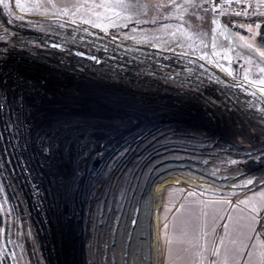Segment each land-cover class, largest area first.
Listing matches in <instances>:
<instances>
[{
    "label": "rangeland",
    "instance_id": "374dc122",
    "mask_svg": "<svg viewBox=\"0 0 264 264\" xmlns=\"http://www.w3.org/2000/svg\"><path fill=\"white\" fill-rule=\"evenodd\" d=\"M203 3L0 0V197L8 198L17 209L13 208L17 215L11 217L10 226V234L15 230L17 235L8 238V247L0 253L8 264H93L86 242L91 234L85 218L89 182L101 173L109 155L153 124L181 127L183 137L189 139L191 135L196 139L206 136L212 150H208L209 156L194 158L203 161L195 164H206L205 171L212 169L208 172L221 180L207 177L210 180L205 181L172 172L163 175L147 197L144 218L140 212L134 231L128 229L126 234L129 239L135 230L143 232L140 259L135 260L128 245L124 263L264 264V173L260 164L264 148L253 149L264 136L257 133V124H245L231 108L218 114L200 103L195 81L141 89L140 78L131 73L111 75L103 70L96 74L110 81L92 82L81 73L61 70L60 61L19 51L21 44L37 50L46 46L59 53L74 52L71 54L82 60L101 58L96 61L101 64L111 56L99 55V45L89 47L91 39L129 41L131 46L126 49L137 53L183 55L190 63L184 68L188 78L214 90L217 85H238L239 94L234 86L228 88L243 100L239 106L246 109L247 100L263 111L258 101L264 100V44L258 41L259 29L254 27L252 38L233 34L231 39L220 20L225 8L193 14V5ZM205 73L209 80L202 79ZM88 75L95 74L92 70ZM53 97H60L61 102L55 104ZM68 101L76 103L71 108ZM73 117L93 122V139L99 146L81 179L77 174L66 179L71 156L67 155L68 140L75 142V138L65 134L74 126L69 121ZM129 207L130 215L135 216L136 200L131 199Z\"/></svg>",
    "mask_w": 264,
    "mask_h": 264
},
{
    "label": "bare ground",
    "instance_id": "6f19581e",
    "mask_svg": "<svg viewBox=\"0 0 264 264\" xmlns=\"http://www.w3.org/2000/svg\"><path fill=\"white\" fill-rule=\"evenodd\" d=\"M57 30L59 29L57 28ZM63 31H66L65 33L73 34L71 29H64ZM16 34H14L15 37L13 38L15 40L18 39V35ZM74 35L79 36L80 34L75 33ZM44 39L47 38L44 37ZM62 40L64 39L59 38L60 42H62ZM91 40L93 42L90 41L89 47L99 45L101 47V50L98 53L99 55L111 56H106V63H101L107 64V66L102 67L101 64H96V61L101 58L94 59V61L91 57V60L88 59L90 61L89 62L88 60L78 58L76 56L77 54H71L74 52L59 53L58 51H53L51 50L52 48L50 49L46 46H41L40 48L42 49H38L40 51L39 52L34 46H24L21 44L22 50L19 49V51L25 53H22L21 55H26L28 53L31 54L34 52V55L38 54V57L40 58L44 57L43 59H45L48 56V58L54 61H60L62 65L60 66L62 67L61 70H65L70 73H81L84 75V78L92 82L110 81L109 78L106 79L96 74V72L101 73L103 70L107 74L111 75L118 74L119 72L122 73L123 71L131 73L132 76L140 78L139 80L142 82L141 84H143L142 87L133 86L136 88L141 87V89H147L146 86L152 84H156L159 89L166 84L168 86H174L169 84L171 81L177 82L180 80L183 83H191L195 81L193 83L198 86H195V89L198 90L196 96L200 103H205V105L207 104L209 109L214 110L218 114L225 113L224 109L226 108L235 110L240 117H243L245 124H257V133L260 136H264V122L261 123L256 121L258 119L259 121H264V109L263 111L256 110L252 107V104L248 103L247 100L244 101L246 102V109L239 106V102L241 103L243 100L240 101V96L234 94L232 90L228 88L230 86L233 88L234 85H228V87L224 88V86L216 84L217 87L214 90L213 88L207 86V83L188 78L189 76L184 73V68L190 65V63L188 62V59H184L182 57L183 55L163 53L161 51V53H154L153 51H151L152 53H137L126 49V47L131 46L129 41L118 42L113 40L112 42H107L104 40L102 43L95 38ZM64 42L66 41H63L61 44ZM75 43H69L68 45L71 46ZM118 45H123L125 48H120ZM161 54L168 55V57L163 58ZM92 70L95 75H88V73ZM104 71L102 73H104ZM172 71L179 74L175 75L169 73ZM168 73L172 78L168 77ZM202 79L209 80L206 73L202 76ZM177 87L179 86L177 85ZM239 88L240 87L238 85L234 86V89L238 91V94L241 93ZM202 97H204V99ZM212 98L217 100L212 101ZM60 99V97H53L52 102L59 104V102H61ZM258 101L262 103L264 108V100ZM69 102L71 104H69ZM75 103L76 102L72 101L67 102L71 108V105H75ZM84 109H82V111H78L77 113L79 114L83 112ZM246 110L248 112H246ZM72 120L75 122H72ZM69 121L74 124V126H70L71 129H68V134L65 135H68L67 137H69V139L75 138V142L68 140L70 148L67 155L71 156L67 163V165H69L67 167L69 170L66 172V179L74 174H77V177L79 176L81 179L84 178L85 173L89 169L88 167L91 166V156L93 153H97L99 146L93 139V136H96L94 126L92 124L93 122H90L83 117H73ZM79 121L81 122L80 124H78ZM83 122H86L85 125H81ZM93 130L94 132H92ZM180 131H182L181 127L175 125L170 126L168 124H153L152 126H146L129 144H125L120 147L117 152H113L112 155H109L108 159H106L102 166V170L100 171L101 173H99L93 183L89 182V189L85 197V218L91 228V234L86 240L90 251L93 253V255H91L90 252L91 256H89L91 263L125 264L124 261L128 255V245L130 247L132 246L135 256L142 251L145 245L142 236L143 232L135 230L129 239L126 234L128 229H130V232H132V230L134 231V226H137L139 222L138 216L139 214L141 215L140 212H143L142 216L144 218V209L145 207H149V203H146L147 197L150 192L152 193L154 187L159 184L158 182L161 178H163V175L172 172L177 175L192 178H203L205 181L210 180L207 177L221 180L219 177H214L212 173L208 172L212 169L205 171L204 166L206 164H195L196 162L203 163V161H198L194 158L204 156L205 154L209 156L208 150L212 149L209 148L206 143L210 140H207L206 136H201L196 139L192 135V138L190 137L189 139L188 136L183 137L184 135ZM75 132H77V134H75ZM259 144L261 145L253 147V149L257 150L264 148V140H262ZM121 153H123V155H121ZM54 163L56 164V159ZM187 163H190V166L187 165ZM260 164L263 166V174L264 162H261ZM73 167H76L75 170H72ZM199 167H202L204 170L199 169ZM78 170L79 172H77ZM200 172L205 174L206 177ZM221 172L224 173V171ZM226 181L227 180L223 179V182ZM227 182H229V180ZM131 199L136 200L135 216H131L129 212L131 209L129 207ZM129 217L130 220L128 222ZM143 218H141V220ZM142 226H144L143 220L141 227ZM74 252L75 249H73V252H70L69 255L72 256ZM122 254L125 255L122 256ZM139 259L140 258L138 256L135 258L136 261ZM72 264H74V262H72Z\"/></svg>",
    "mask_w": 264,
    "mask_h": 264
},
{
    "label": "built area",
    "instance_id": "2783aa9c",
    "mask_svg": "<svg viewBox=\"0 0 264 264\" xmlns=\"http://www.w3.org/2000/svg\"><path fill=\"white\" fill-rule=\"evenodd\" d=\"M203 6L219 10L225 8L220 20L225 29H229L238 36L252 38L255 36L254 27L258 26V41L264 44V10L260 8L264 7V3L260 0H208L207 4L203 3ZM249 27L251 31H248ZM17 201L21 211L24 212V205L20 199ZM13 208L16 209V206L8 198L0 197V253L1 251L4 253L8 247V238L17 235L15 230L11 231L13 235L10 234L11 217L17 215ZM5 260V256L1 254L0 262L8 264ZM10 264L13 263L10 261Z\"/></svg>",
    "mask_w": 264,
    "mask_h": 264
},
{
    "label": "snow or ice",
    "instance_id": "6c2138e0",
    "mask_svg": "<svg viewBox=\"0 0 264 264\" xmlns=\"http://www.w3.org/2000/svg\"><path fill=\"white\" fill-rule=\"evenodd\" d=\"M172 2H173V4L175 3V0H172ZM207 2H208V0H204V3L205 4H207ZM260 2L261 3H264V0H260ZM205 10H207V12H209V8L208 7H204L203 5H201V6H199V7H197L195 4L193 5V14L195 15V14H197L198 12H204L205 13ZM212 11H216V9L215 8H212L211 9ZM239 14V13H238ZM212 23H216V21L215 20H212ZM257 28H258V26H257ZM248 31H251V27H249V29H248ZM259 33H257V35H258ZM262 54H264V53H262ZM45 151H47V150H45ZM121 155H123V153H121ZM262 158H264V157H262Z\"/></svg>",
    "mask_w": 264,
    "mask_h": 264
},
{
    "label": "water",
    "instance_id": "95a60500",
    "mask_svg": "<svg viewBox=\"0 0 264 264\" xmlns=\"http://www.w3.org/2000/svg\"><path fill=\"white\" fill-rule=\"evenodd\" d=\"M226 30H227V32L229 33L230 38H231V39H234L233 32L230 31L229 29H226ZM235 39L240 40L239 37H236Z\"/></svg>",
    "mask_w": 264,
    "mask_h": 264
},
{
    "label": "flooded vegetation",
    "instance_id": "af4514ba",
    "mask_svg": "<svg viewBox=\"0 0 264 264\" xmlns=\"http://www.w3.org/2000/svg\"><path fill=\"white\" fill-rule=\"evenodd\" d=\"M1 69V68H0Z\"/></svg>",
    "mask_w": 264,
    "mask_h": 264
}]
</instances>
